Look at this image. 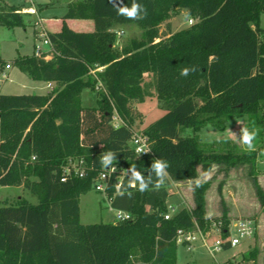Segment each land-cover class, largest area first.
Here are the masks:
<instances>
[{
  "label": "trees",
  "instance_id": "16d2710c",
  "mask_svg": "<svg viewBox=\"0 0 264 264\" xmlns=\"http://www.w3.org/2000/svg\"><path fill=\"white\" fill-rule=\"evenodd\" d=\"M135 2L146 10L145 18L118 15L114 4L130 8L133 0L69 2L62 16H54L61 19L60 29L47 30L51 57L34 51L15 58L14 64L34 80L55 87L49 93H0V185L22 184L38 200L0 204V264H178L179 229L198 226L206 233L222 220L223 237L228 235L231 218L222 186L221 217L211 218L206 211L210 182L199 180L201 172L215 165L229 170L249 164L254 174L257 150L227 142L226 150L207 151L196 133L208 124L223 131L229 120L242 116L252 127L264 121V0ZM25 6L0 2V25L25 26ZM184 9L193 22L162 37L161 24ZM68 20H92L94 28L75 30ZM126 24H137L143 37L120 50L114 47V27ZM99 67L97 77L91 76ZM185 68L196 71L182 76ZM150 72L166 112L142 130L153 153L146 157L134 152L130 139L136 123L133 105L151 95L145 81ZM98 82L104 90L97 105L85 107L83 90H94ZM115 112L122 122L118 127ZM187 128L195 134L183 135ZM109 152L131 174L140 175L135 187L127 176L119 189L113 178L106 192L111 206L131 212L132 218L83 224L80 196L94 189L101 157ZM75 157H85L93 169L86 177L62 180V167ZM157 160L166 164L163 176L152 168ZM189 180L195 181L194 206L165 219L168 184Z\"/></svg>",
  "mask_w": 264,
  "mask_h": 264
},
{
  "label": "rangeland",
  "instance_id": "374dc122",
  "mask_svg": "<svg viewBox=\"0 0 264 264\" xmlns=\"http://www.w3.org/2000/svg\"><path fill=\"white\" fill-rule=\"evenodd\" d=\"M77 0H0L8 3H25L22 9L25 26L8 28L0 25V93L24 94V93H49L48 81L34 80L27 72L21 70L14 64L15 58L22 55L32 54L36 50V44L42 45L43 50L49 53L50 46H45L43 38L38 36V22L45 18L62 16L67 11L69 2ZM34 9L32 12L28 9ZM185 9L179 10L177 14L164 21L160 26L162 37H168L172 33L186 28L191 24L185 17ZM45 21V20H44ZM43 22L46 25V22ZM71 26L75 30H93L92 20H74ZM261 26L264 28V13L261 17ZM48 28L56 30L55 23H49ZM47 29V28H46ZM121 34H118V32ZM116 41L114 47L122 49L132 39H141L143 29L137 24L117 25L114 27ZM160 38H157L158 41ZM51 55L49 54L48 58ZM11 64L7 69L5 64ZM103 67L92 69L91 76L97 77V71ZM7 74L3 78V72ZM146 83L150 85L151 95L147 96L143 102H135L133 107L136 112L135 131H142L148 124L160 118L166 109L159 101L155 91V80L153 73H147ZM55 84L53 85V88ZM100 89L85 88L82 92V102L85 107L97 105L100 96ZM248 116L234 118L226 123V129L220 130L208 124L201 128L196 134L201 139L202 146L207 150L220 152L227 149V142L236 144L241 150H257V169L254 174L250 173V165H237L225 170L222 165H215L208 173L201 172L199 180L209 181L210 187L206 191V211L211 218L221 217L223 204L220 200L219 187L222 186V196L225 206L228 209L232 223L241 218H251L255 222L256 232L252 238L242 240L238 245L230 248H222L220 251L211 253L203 246L201 240H197L192 249L186 245H178V264H264V206L260 202L257 194L254 178L255 175L264 191V121L250 126ZM243 129L250 132L255 131L253 148L249 149L242 143ZM192 128L184 130L183 135H194ZM195 181L171 182L168 190L171 195L166 204L174 207L175 211L187 206H194L192 189ZM20 198H26L32 203H37V197L23 187V185H0V204L4 201L14 203ZM116 209L111 206V202L105 193L92 189L80 196V220L83 224L112 222L115 218ZM232 233L235 230L232 229ZM215 235V231H212ZM217 237L211 236L209 242H213ZM253 250L256 254H252Z\"/></svg>",
  "mask_w": 264,
  "mask_h": 264
},
{
  "label": "built area",
  "instance_id": "2783aa9c",
  "mask_svg": "<svg viewBox=\"0 0 264 264\" xmlns=\"http://www.w3.org/2000/svg\"><path fill=\"white\" fill-rule=\"evenodd\" d=\"M29 11H33L34 9H28ZM31 11V12H32ZM192 23L193 21L190 20ZM38 36L43 38L42 43L45 46H50L51 42L48 37V31L43 25L42 20L38 22ZM118 34H121L119 31ZM36 53L38 55L42 53H46L42 45L36 44ZM50 51V50H49ZM49 54L47 53L46 58H48ZM7 68L11 67V64H6ZM3 78L7 77V74L3 72ZM50 89H53L54 83H48ZM96 88L100 90H104L101 82H98ZM121 119L117 112L114 115V124L118 127L121 125ZM130 145L134 149V152L138 156H146L152 157L153 153L150 148V141L148 136L143 131H133L132 137L130 139ZM103 157V156H102ZM101 157V159H102ZM35 159V156L33 157ZM93 167L88 163L85 157H75L69 158L66 164L62 167V180H67L70 177H86L89 174ZM129 177V184L133 187L136 186L135 176L131 174V171L128 167L119 165L115 159L112 160L111 164L105 166L101 163V167L97 168V173L94 176L93 186L94 189L103 192L106 194L109 185H111V181H116V188L119 189L122 187L125 177ZM134 186V187H135ZM171 210L165 213V219H170L174 213H176L174 207H170ZM132 218V213L122 209H116L115 218L113 220L114 223H119L121 221H126ZM232 229L235 230V233H232ZM212 231H215V235L212 234ZM223 222L219 220L214 222L212 228L208 232H203L200 227H196L194 230L188 231L184 229H179L176 236L177 244H183L188 247V249H192L193 244L197 240H201L203 246H205L208 251L211 253H215L220 251L225 245H229L231 247L238 245L242 240L246 238H252L256 232L255 222L251 218H241L234 221L229 226V233L226 237H223ZM211 236H216L217 238L213 242H209Z\"/></svg>",
  "mask_w": 264,
  "mask_h": 264
},
{
  "label": "clouds",
  "instance_id": "9594fccd",
  "mask_svg": "<svg viewBox=\"0 0 264 264\" xmlns=\"http://www.w3.org/2000/svg\"><path fill=\"white\" fill-rule=\"evenodd\" d=\"M112 2V0H110ZM122 3V0H121ZM114 7L117 9L118 15L126 16L130 19H143L146 17L147 13L146 10L142 8L140 4H137L135 0H133L132 6L129 8L127 6H118L117 4H114ZM143 13V15H141ZM190 71H196L195 68L189 69L185 68L182 70L181 75L187 76ZM256 132L252 131L250 132L248 129H243V135H242V143L246 145L249 149L253 148L252 141L255 139ZM113 160V154L109 152L107 155L103 156L101 159V163L105 166L111 164ZM152 168L157 172L158 175L163 176L164 175V169L166 168V164L163 161L157 160L153 165ZM133 175L136 177L137 180L140 179V175L138 172H133ZM162 183V180H161ZM135 185H133L134 187ZM159 187V184L157 185ZM146 189V185H144L141 182L140 190L144 191Z\"/></svg>",
  "mask_w": 264,
  "mask_h": 264
},
{
  "label": "crops",
  "instance_id": "0c3cea01",
  "mask_svg": "<svg viewBox=\"0 0 264 264\" xmlns=\"http://www.w3.org/2000/svg\"><path fill=\"white\" fill-rule=\"evenodd\" d=\"M45 20V21H44ZM44 20H42V21H44V22H46V25H44L45 26V28H47L46 30H51V31H54V30H52V29H49L48 28V24L49 23H55V21H56V25H57V29L56 30H58V29H60V27H61V19L60 18H57V19H53V18H51V17H48V18H45ZM71 21L72 20H68V22L71 24ZM74 21V20H73ZM5 67H6V64H5ZM12 67V66H11ZM10 67V68H11ZM7 68V67H6ZM7 69H9V68H7ZM4 71V70H3ZM5 72V71H4ZM48 93V92H47Z\"/></svg>",
  "mask_w": 264,
  "mask_h": 264
}]
</instances>
